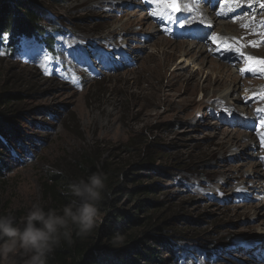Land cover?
<instances>
[{
  "label": "rangeland",
  "instance_id": "374dc122",
  "mask_svg": "<svg viewBox=\"0 0 264 264\" xmlns=\"http://www.w3.org/2000/svg\"><path fill=\"white\" fill-rule=\"evenodd\" d=\"M37 1L55 52L42 45L13 55L0 50V93L20 94L12 103L21 102L16 109L23 132L9 147V170L0 174V213L21 220L35 203L62 208L69 201L54 198L45 183L93 152L119 176L130 172L140 184H160L149 198L162 202L155 221L174 252L162 248L165 264H264V176L256 166L264 172L257 134L264 133V75L249 71L251 62L242 58H264V46L251 53L243 47L249 48L242 38L250 24L223 27L226 35H242L233 40L244 51L236 59L208 48L198 52L200 39L217 51L229 45L218 44L217 26L208 32L207 25L171 27L173 16H182V0H175L178 10L166 9L175 34L145 13V4L158 7L149 0ZM221 3L207 1L205 15ZM248 3L239 0L230 9L249 17L253 13H242ZM189 33L198 34L194 41L185 39ZM163 41L173 44L169 49L195 42L197 54L172 50L166 62ZM259 42L264 45V37ZM213 63L226 70L224 84L215 81ZM234 84L236 91L225 95ZM126 199L120 204L130 206Z\"/></svg>",
  "mask_w": 264,
  "mask_h": 264
},
{
  "label": "trees",
  "instance_id": "16d2710c",
  "mask_svg": "<svg viewBox=\"0 0 264 264\" xmlns=\"http://www.w3.org/2000/svg\"><path fill=\"white\" fill-rule=\"evenodd\" d=\"M47 20L37 0H0V50L3 48L13 55L21 53L24 46L42 45L55 52L54 37L44 24ZM19 95L0 93V174L13 162L14 149L11 148L9 153V147H14L13 142L19 143L23 138L16 109L21 102L12 103ZM107 166L105 160L97 159L93 152L84 153L66 173H54L50 176L51 181L45 183L47 192L54 198L70 202L73 199L68 191L70 183L96 172L108 176V195L100 209L102 220L97 221L96 228L87 238L74 235L71 245L62 243L49 256L48 264H165L167 258L162 257V248L174 254L169 239L165 240L160 234L164 230L163 224L155 221L162 202L149 198L160 191V184H140L139 175L125 172L119 176ZM128 180L137 184L130 188ZM123 196L130 201V206L120 204Z\"/></svg>",
  "mask_w": 264,
  "mask_h": 264
},
{
  "label": "clouds",
  "instance_id": "9594fccd",
  "mask_svg": "<svg viewBox=\"0 0 264 264\" xmlns=\"http://www.w3.org/2000/svg\"><path fill=\"white\" fill-rule=\"evenodd\" d=\"M107 181L103 172L80 178L68 186L69 203L47 210L35 203L19 223L11 213L0 214V264H48L62 243L91 235L108 195Z\"/></svg>",
  "mask_w": 264,
  "mask_h": 264
},
{
  "label": "bare ground",
  "instance_id": "6f19581e",
  "mask_svg": "<svg viewBox=\"0 0 264 264\" xmlns=\"http://www.w3.org/2000/svg\"><path fill=\"white\" fill-rule=\"evenodd\" d=\"M182 1H183L182 2L183 10H182V13H180L182 16L181 17L173 16V20H174L173 25L174 26L172 25L171 27H173V28L174 27H180V28H182L184 30H191L189 25H193L194 27H196L195 29H204L205 27H203V25H207L206 32H208L210 29H215V26H217V28H218L217 30H219V32L217 30L215 32H218V36H217L218 37V44H220V45L221 44H223V45L229 44V45L233 46L232 49H230V50H226V49L225 50H221V49H219V51H217V49H212L211 48V46L207 43L208 42L207 39H200L199 42L201 44L196 46V47L199 46L198 47L199 50L196 49V50H198L199 53H204V52L207 53V48H208V50L211 52V54H214V52H217V54L219 56H221L222 53H229V54L232 53V54L235 55L236 59H240V57H242L241 56L242 55L241 52H244V51L240 50V48L242 46V43H240V45H241L240 46V45H238L236 43L234 44L233 40H234L235 37H240L242 35H239V36H234V34L226 35V32L223 30V27H224V29H230V26L232 25L231 23H235L237 26L240 25L241 27H242V25H249L250 24V27L247 28L245 36H243L244 38H242L246 42L247 46H249V48L246 47V46H243V47L248 49L250 53H251V49L250 48L253 47V42H255V46L258 47V48L264 46L263 44H261L259 42V39L264 37V27L261 26V22L264 21V7H261V4H264V0H247L248 2L252 3V5H251V7H248V8L245 5L242 13H244V11H248L249 13H253V14L250 15L249 17L248 16H245V17L242 16L243 18L239 17V13H238V15H235L236 13L233 12L234 9L232 10V9H230V7L233 6L236 3L229 4L228 0H216V2H220V1L222 2L221 3L222 7H219V9H217V11H214V12L210 11V13H213V15H211V17L206 16L204 10H205L206 6H208L207 5V1H212V0H182ZM250 3H248V4H250ZM144 6H146L144 8L145 13L149 14L151 17L154 18V20L156 21V24L158 25L159 29H161V26H163V30L167 29L165 31L170 32L172 34H175V32H171V29L168 28L169 22H167L168 21L167 18H161V17H160V19L159 18H155L153 16V12L156 9L152 8L151 5L147 6V4H145ZM153 6H155V5H153ZM254 7L256 8L255 10H254ZM160 8H161L162 11L166 10L164 7H160ZM179 8H181V7H178V9ZM167 11L169 12V10H167ZM222 12L224 14H221ZM254 13H258V15L257 14L254 15ZM234 19H239V22L233 21ZM219 20H221V21H219ZM222 20L228 21V22H224ZM231 21H233V22H231ZM209 22H210V24H209ZM255 26H258V28L257 29L253 28ZM187 38L193 40V38L191 37L190 33L188 34V37L186 35L185 39L188 40ZM163 42H165V41H163ZM194 44H195V42L193 44H189L188 45L189 49L185 45V43H180V44H176V45L174 44L172 49H169L167 47H170L173 44L170 41H166L165 42L166 47L165 46L163 47V52H164V54H166V56H165L166 57L165 58L166 62L171 61L170 56H168L167 54L171 53L172 50L176 51V52L190 54V55L193 54V51L196 48ZM236 49L240 50L239 53H237ZM194 52H195V54H197L196 53L197 51H194ZM262 53H263V56H264V51ZM243 56L244 57H242V58L246 62L249 61L247 59L248 57L256 58V61H264V58H258V57H254V56H249L248 54H245V53H244ZM229 62H230V60H229ZM251 63H254V62H251ZM231 64H229V65H231ZM166 65H167V63H166ZM212 65H213V70H218V75H217V78L215 79V81H219V82H221V84H224V82H226L228 80V78L225 77V75H227L225 73L226 70L221 65H218L217 63H213ZM257 66L258 67H264V65H257ZM257 72H259L262 75H264V72H260V71H257ZM237 86H238L237 84H234L233 87L229 86L228 89H226V91H225V95H229V93L235 92L236 89H237ZM204 87H207V86L204 85ZM225 95L223 97L221 96L222 99L221 98H219V99H221V101L222 100L224 101L226 99ZM232 106H229V104H228V108L232 109ZM243 114L251 116V114H248L246 112H243L242 114H240V116L243 115ZM245 135L249 136V134H247V133ZM233 137H234V135H233ZM234 143L238 144V142H234ZM253 144H254V146H257L256 142H253ZM256 166L258 167L257 170L259 171V175H263L264 176V172H262L261 168H259L260 166H258V165H256ZM262 191L264 192V189H262Z\"/></svg>",
  "mask_w": 264,
  "mask_h": 264
},
{
  "label": "snow or ice",
  "instance_id": "6c2138e0",
  "mask_svg": "<svg viewBox=\"0 0 264 264\" xmlns=\"http://www.w3.org/2000/svg\"><path fill=\"white\" fill-rule=\"evenodd\" d=\"M150 3H155L158 5L157 9L153 12V15H157L161 18H167L169 20L172 19V13L168 12L167 10H161V8L159 6H164L165 9L167 8H171L173 11L178 10L176 9V4H175V0H149ZM239 0H228V3H238ZM261 7H264V4H261ZM221 14H224L223 12ZM261 26L264 27V21L261 22ZM214 42L217 38H213ZM253 46H255V42H253ZM232 45H227L226 46V50H230L232 49ZM237 53H239V49H236ZM250 62H254V63H250L248 66V70L252 71V72H256V71H260V72H264V67H258L257 65H264V61H256V58L253 57H248L247 58ZM242 71H244L242 69ZM260 111L264 112V109H260ZM262 127H264V122H262ZM260 137H261V142L262 145H264V133L262 132H258L257 133Z\"/></svg>",
  "mask_w": 264,
  "mask_h": 264
}]
</instances>
